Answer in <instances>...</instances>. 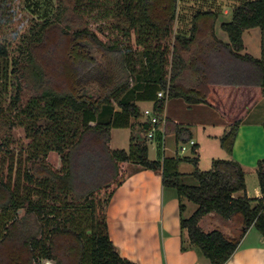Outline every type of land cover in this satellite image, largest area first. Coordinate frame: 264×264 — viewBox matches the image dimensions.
<instances>
[{
  "label": "trees",
  "instance_id": "1",
  "mask_svg": "<svg viewBox=\"0 0 264 264\" xmlns=\"http://www.w3.org/2000/svg\"><path fill=\"white\" fill-rule=\"evenodd\" d=\"M57 1L54 17L23 28L15 23L27 18L22 1L0 0V264H135L110 238L108 208L127 177L144 169L177 192L183 252L195 248L226 264L252 227L264 239V160L256 169L262 196L249 198L237 161L216 159L201 171L198 157L150 160L152 124H132L143 117L139 103L153 102L161 115L173 98L205 104L229 123L220 143L232 155L240 126L264 99V45L253 55L244 41L250 30L264 37V0H245L229 21L198 11L189 36L175 33L179 0ZM68 10L104 24L106 35L62 28ZM30 77L38 87L28 97ZM160 92L167 97L158 100ZM17 127L29 142L15 153ZM127 128L129 149H112V130ZM186 132L176 127L179 139ZM183 161L193 173L179 172ZM185 200L198 206L188 219ZM212 214L226 230L201 228Z\"/></svg>",
  "mask_w": 264,
  "mask_h": 264
},
{
  "label": "crops",
  "instance_id": "2",
  "mask_svg": "<svg viewBox=\"0 0 264 264\" xmlns=\"http://www.w3.org/2000/svg\"><path fill=\"white\" fill-rule=\"evenodd\" d=\"M224 13L227 15L226 12ZM231 16L232 13L225 21L231 20ZM191 28L192 24L180 29L177 22L175 33L189 36ZM179 29L185 31L179 33L177 31ZM252 31L244 33V41L247 37L256 44L260 55L264 37H261L259 31ZM245 44L249 51L246 41ZM148 104L149 106H143ZM138 105L144 109L143 119L133 120L132 124L143 122L144 111L154 108L153 102H143ZM163 115L166 122L156 130V133H159L158 144H161V157L153 161L175 157H198L200 169L206 144H217L221 150L219 152L225 153L224 159L237 161L244 168L246 195L249 198H261L259 185L255 187L254 195L250 194L248 176H257V165L259 161L264 160V103L262 100L250 112L245 123L240 126L232 155L223 151L220 143V138L228 130L229 123L207 105H190L181 98H173L166 102ZM177 126L187 130L181 139L176 135ZM116 130L129 131L130 139L133 132L132 128L113 129L110 144L112 149H116L113 147V131ZM183 148H185L184 151ZM194 149H197V155ZM188 150L191 151L190 155L183 156ZM216 151L218 152V149ZM214 160L216 158H213L212 163ZM178 170L182 174H191L195 167L183 161L179 164ZM172 190L175 189L166 188L163 185L160 174L144 169L130 174L115 191L108 208V226L110 238L121 257L135 264H211L195 248L182 251L183 235L187 247L189 242L186 239V232L183 233L181 228L180 202L177 192ZM243 195L244 193L239 194V196ZM221 220L220 217L212 214L204 217L200 226L204 231L215 228L224 231L227 229L226 221L222 220L224 223H221ZM253 229L254 227L248 231L238 250L226 264H264V239L259 231V235H254Z\"/></svg>",
  "mask_w": 264,
  "mask_h": 264
},
{
  "label": "rangeland",
  "instance_id": "3",
  "mask_svg": "<svg viewBox=\"0 0 264 264\" xmlns=\"http://www.w3.org/2000/svg\"><path fill=\"white\" fill-rule=\"evenodd\" d=\"M22 6L24 7V14L27 16L26 19H17L15 22L17 25H22L23 28L28 27L31 23H37L44 21L47 17H54L57 13V7H58V1L57 0H21ZM245 0H179L178 3V15H177V22L180 29H184L186 27H189V25L192 24L193 16L198 11H207V10H213L218 13H220L223 16V20L227 19L233 9L240 5ZM223 12V13H222ZM226 12L227 15L224 13ZM226 16V18H225ZM55 19V18H54ZM176 22V23H177ZM66 25H69L72 30H76L78 28H89L91 30H94L96 33H98L100 36L106 35L107 29H105L104 24L96 23L94 20L83 18L82 19L74 14L71 10H68L66 13L65 21L62 24V28L66 27ZM177 30L179 33H183L185 30ZM104 31V32H101ZM253 31H259V30H253ZM252 31V32H253ZM103 33V34H102ZM256 33V32H255ZM245 41L247 43V46L249 48V51L253 55H259V48L256 44L251 42L247 37H245ZM38 83L33 77H30L26 83V91L27 96H31L35 93H37V85ZM39 91V90H38ZM28 96V97H29ZM264 103V99H262ZM263 105V104H262ZM144 107L149 106L143 105ZM263 107V106H261ZM143 111L144 109L141 108ZM146 111H149V113H146ZM145 120H150L154 116H157L159 120L166 121V118L164 115L159 114L157 111L153 109H146L144 111ZM143 119V118H142ZM140 119V121L142 120ZM160 126H158L159 128ZM160 129V128H159ZM156 133V132H155ZM159 133H156L153 140H149L148 146H149V159L150 160H158L161 157V144L159 143ZM113 147L120 150H128L129 147V131L124 130H116L113 131ZM11 140H12V149L15 150V153H18L23 147L27 145L29 140L26 138V133L23 127H17L13 130L11 133ZM218 149V152L216 151ZM219 151V146L213 143L206 144L204 153H202V159L200 163V170L201 171H209L212 168V160L213 158L216 159H224L225 153L221 154ZM223 151H225L223 149ZM191 151H187L185 155H190ZM226 152V151H225ZM227 153V152H226ZM49 162L54 166V168L59 169L61 166V159L60 155L52 152L49 155L48 158ZM134 166L132 164H128L125 167V170L127 173H131L134 170ZM259 185V180L256 175H249L248 176V186L250 189V194L254 195V189ZM175 192V190H172ZM184 204L186 205V211L184 213V217L186 219L190 218L198 209V206L189 202L188 200L184 201ZM221 223H224L221 220ZM225 225H229L227 222ZM254 235H259V232L256 228L252 230ZM186 239L188 240V233L186 231L185 233ZM47 264V263H46ZM52 264V263H51Z\"/></svg>",
  "mask_w": 264,
  "mask_h": 264
},
{
  "label": "built area",
  "instance_id": "4",
  "mask_svg": "<svg viewBox=\"0 0 264 264\" xmlns=\"http://www.w3.org/2000/svg\"><path fill=\"white\" fill-rule=\"evenodd\" d=\"M167 96L164 92H160L158 93V100H163L165 99ZM146 113H149V111H146ZM166 121H161L158 119L157 116H154L152 119H150V123L152 124V129L149 131L147 137L149 140H153L155 137V132L158 128V126H161L165 123ZM192 144H194V142H192ZM185 150V148H183V151Z\"/></svg>",
  "mask_w": 264,
  "mask_h": 264
},
{
  "label": "water",
  "instance_id": "5",
  "mask_svg": "<svg viewBox=\"0 0 264 264\" xmlns=\"http://www.w3.org/2000/svg\"><path fill=\"white\" fill-rule=\"evenodd\" d=\"M216 229V228H215ZM214 230V229H213ZM212 231V230H211ZM47 264H51L50 262H47Z\"/></svg>",
  "mask_w": 264,
  "mask_h": 264
}]
</instances>
